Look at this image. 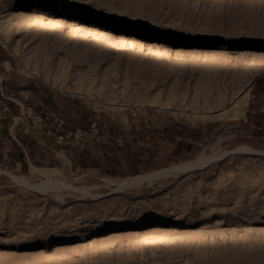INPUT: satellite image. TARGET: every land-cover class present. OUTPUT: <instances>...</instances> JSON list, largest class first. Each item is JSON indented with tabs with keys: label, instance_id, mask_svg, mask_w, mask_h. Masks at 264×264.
Returning a JSON list of instances; mask_svg holds the SVG:
<instances>
[{
	"label": "rangeland",
	"instance_id": "obj_1",
	"mask_svg": "<svg viewBox=\"0 0 264 264\" xmlns=\"http://www.w3.org/2000/svg\"><path fill=\"white\" fill-rule=\"evenodd\" d=\"M0 130V264H264V0H0Z\"/></svg>",
	"mask_w": 264,
	"mask_h": 264
},
{
	"label": "bare ground",
	"instance_id": "obj_2",
	"mask_svg": "<svg viewBox=\"0 0 264 264\" xmlns=\"http://www.w3.org/2000/svg\"><path fill=\"white\" fill-rule=\"evenodd\" d=\"M64 3V0H56V4H57V7L60 9L61 6L63 5ZM83 9V8H82ZM99 11H100V16L104 18V11L101 10L99 8ZM75 13V17H81L80 15L82 14L81 11H77V12H74ZM99 13V12H98ZM110 14V13H109ZM99 19H101L99 17ZM105 23H107L106 25L109 26V25H114L116 27H120V28H127L129 27H133V26H136L138 25V22L136 21H128V20H124L123 22L121 23H118V22H115V20L112 18L111 15H108L106 17V20H104ZM136 28V27H135ZM139 33H142V34H148L149 33V29L148 28H145V29H140L138 30ZM210 41L211 43H214V44H226V43H234L236 41V37L233 36V35H227V34H221V35H204L199 37V43H202L203 41ZM238 41V40H237ZM247 45L249 46H254L255 43L253 41H249L247 42ZM246 150H250L252 152H256V153H264V150H258V149H254V148H251V147H246L244 148ZM201 163H203L201 161ZM185 168H183L182 166H176V167H173V168H167V169H163V170H157V171H154V172H151L149 174H145V175H138V176H134V177H130L129 179H124L121 183V185L127 183V182H133V183H142L143 181H148V180H152L153 178H156V177H161V176H164L166 174H168L169 172L173 171V170H183ZM6 173L7 175H9L15 182L19 183V184H23L29 188H40L43 184L45 185V182L43 183H40V184H34V183H31L29 182V180L25 177H22V176H18V175H15L11 172H8V171H4V170H1L0 169V173ZM53 172V171H52ZM182 172V171H181ZM49 173V172H48ZM12 180V181H13ZM58 182V181H57ZM54 185V184H53ZM51 186V185H50ZM66 186V185H65ZM56 188V187H55ZM64 188V186L62 187ZM74 188V187H73ZM122 188V187H120Z\"/></svg>",
	"mask_w": 264,
	"mask_h": 264
},
{
	"label": "crops",
	"instance_id": "obj_3",
	"mask_svg": "<svg viewBox=\"0 0 264 264\" xmlns=\"http://www.w3.org/2000/svg\"><path fill=\"white\" fill-rule=\"evenodd\" d=\"M1 133V130H0ZM2 134V133H1ZM8 138H0V144H4V149H0V156L3 155L4 157H10L12 155V151L9 148H6V142Z\"/></svg>",
	"mask_w": 264,
	"mask_h": 264
}]
</instances>
